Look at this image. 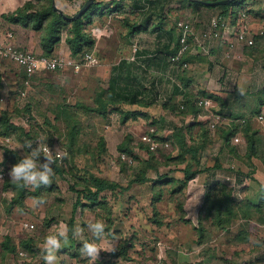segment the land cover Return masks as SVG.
I'll list each match as a JSON object with an SVG mask.
<instances>
[{
    "label": "rangeland",
    "instance_id": "1",
    "mask_svg": "<svg viewBox=\"0 0 264 264\" xmlns=\"http://www.w3.org/2000/svg\"><path fill=\"white\" fill-rule=\"evenodd\" d=\"M53 2L58 8L62 9L59 0H52ZM153 5V0H141L139 8ZM260 8L255 7L253 10L257 17H252L249 23H245L252 33L258 32L259 34L260 29L264 27V12L261 15ZM163 9H169V15L165 16L164 23L167 29L171 28L178 20L187 21L196 35L201 33L206 21L219 12L218 9L213 11V9H204L191 5L185 0H171L164 4ZM0 24H2L1 20ZM1 30L3 32H1L0 41L3 40L2 38L6 34L11 33L13 36L12 42L19 50L32 52L37 56L42 54V51L33 48V42L29 34L32 31L30 28L18 26L16 29L3 28ZM32 34L35 44L39 34L38 32H32ZM66 36L67 29L63 28L60 41L55 46L54 56L60 54L71 58L65 44ZM153 38L154 35L145 34L143 39L147 45H150ZM164 40L165 38L162 37V41ZM195 50L197 52V48ZM79 58L75 59L79 60ZM256 63L252 57L223 60L222 54H215L212 57L214 66L209 68L203 60L193 61L190 69L187 70V74L199 86L205 85L208 90H211L209 92L224 91L229 94V103H234L238 108L245 110L246 113H243V115H253L255 126L264 130V106H259L260 102L258 100V96H260V99L264 98L263 90L260 87L264 73L263 71L262 73L255 72ZM99 69L101 73L99 74L98 70L96 77L95 74H90V70L86 66L78 72H73L70 69L52 72L42 71L27 77L14 63L6 59H0V77L2 82L0 109H7L10 113V121L30 134V139L23 135L18 137V134L0 135V161H2L0 164L6 170L5 180L0 182V241L4 234L10 235L15 243L32 237L35 239L33 245L37 250V253L32 256L18 255L16 259H13L15 264H43L40 259L42 238L52 233L61 223L68 225L73 220L74 227L76 225L84 227L89 221L98 219L104 222L102 208H96V211H92L90 208L79 207L73 211L76 194L69 189L72 183L78 182L80 179L83 182L84 179L90 178L93 174L116 182L121 188H126L129 186L130 180L134 178V174L141 168V164L146 160L150 159L151 164L154 165V162H164L166 156H175L176 149L171 147L172 128L179 124H183L182 126L191 124V121H187L184 124L182 115L177 110L171 115L163 110L161 105H153L147 109H141L149 113V115L146 113L149 119H141L132 123V127L128 128L123 127L114 114V116L109 115L107 120L91 114L86 109L89 105H92L91 95H93L96 88L105 87L109 76L112 74L111 67L106 70ZM133 69L134 74L132 76H137L143 81V75L145 74L137 68ZM225 69L229 73L224 78L222 75ZM210 77H213L215 82L207 83ZM164 85L163 88H169L167 81H165ZM27 102L31 103L29 111L24 108ZM59 108L63 109L59 110ZM59 111H62V114ZM253 111L255 114H252ZM258 116H261L262 119H256ZM152 120L156 124H153ZM107 123L109 126L106 129ZM153 130L157 133L154 137L156 146L154 150H150L149 144L145 141L146 136L154 134ZM126 132L131 133L133 136L130 145L131 154L125 155L126 158L122 160L120 157L122 154L117 151L116 147L117 144L121 143ZM69 133L75 134L72 148H68L71 139ZM45 137L47 138L45 143L50 148L51 153H59L62 156L60 162L55 161L51 165L54 171L51 177L52 183L48 186L40 187L42 190V199H40L44 203L34 207V200L37 198L27 196L23 198L21 208L14 207L11 213L6 215L4 204L13 196V192L10 189H4L5 181L13 183L10 181V170L28 151L20 148V146L25 142H33V148H36L38 147V142L36 141H41L40 145H42ZM214 139V144L211 147L221 148L222 144L219 139L217 137ZM100 140L103 141L102 150L99 148ZM165 142H167L168 146H164ZM139 144L145 147L141 148ZM5 149L7 150L6 153L4 152ZM211 152L208 153L209 155H205L206 160ZM44 160L43 156L39 158L41 163ZM204 162L207 164V161ZM206 164L205 166H207ZM154 168L156 169H148L145 176L151 179H157L160 175L175 179L182 177V174L176 171L177 169L172 165L169 167L162 165ZM195 183L198 182H191V184ZM131 186L128 190H130ZM192 187L190 186V188ZM164 189H166L165 186ZM23 190L34 193L36 189L28 186L23 187ZM185 191L184 195L177 196L176 200L167 192L163 194L164 202L156 205V210L160 218H162L163 225H169L171 220L181 219L182 215L177 209V203L181 204L182 201L184 204ZM116 193H101L102 200L107 202L111 213L113 212L111 215L113 232L106 233L103 240L97 241L105 251H100L94 264H103L104 260H108L110 249L116 248L119 243L125 242L127 238H131L133 243V246L128 251V256L131 260L117 259L113 260V262H118V264L157 263L156 248L159 245L161 252L157 254L162 256V264L244 263L243 261L246 259L243 256L244 254H238V259L234 262L232 260L233 255L236 254L235 252H238L236 248H239V244L234 242L231 236V233H236V229L232 228L229 234L212 228L209 220L203 221V225L208 230V235L204 239H207L208 242L204 245H197L196 237L192 239V234L195 233L193 227L195 226L194 224H197L195 220L197 219L196 211L194 212L192 207H187L188 218H192L194 223L188 221L189 235L187 234V239L184 242L177 241L174 243L172 238L169 237V229L171 228H166L162 225V228L152 230L153 227L144 224L152 214L149 209L148 190H130L128 193L123 194L122 199V196L118 197ZM175 201L177 203L174 209V207H170L169 203ZM82 202L85 203V201ZM182 221L186 222L184 219ZM30 225L33 228H30ZM83 237L89 241L93 239L86 228ZM82 243L83 239L80 237L72 236L69 238V246L58 252V264H93L89 258L81 256L79 249ZM75 250L78 252L77 258L73 257Z\"/></svg>",
    "mask_w": 264,
    "mask_h": 264
},
{
    "label": "trees",
    "instance_id": "2",
    "mask_svg": "<svg viewBox=\"0 0 264 264\" xmlns=\"http://www.w3.org/2000/svg\"><path fill=\"white\" fill-rule=\"evenodd\" d=\"M25 3L22 7L16 9L10 14L2 16V19L6 22L24 27L30 28L31 30L39 33V47L42 51V55L46 57H52L56 44L60 41L61 32L63 28L67 29V36L65 38V44L67 45L70 56L72 59L77 57H82L84 54L90 53L93 47V41L90 38L89 34L85 31L84 24L90 23L91 18H89V12L91 8L96 4L94 0L93 4L77 19L70 20L68 18H63L62 15L53 10L52 0H33ZM122 1V0H118ZM191 5H196L206 9H218L219 16L226 18L229 15L237 14L244 12L248 14V10L240 9L244 0H233L228 5L220 6H207L202 2H216L221 0H199L191 1L185 0ZM241 10V11H240ZM117 11L122 16L120 20L123 27L127 29L128 38L132 37L136 33L145 31L147 29V21L142 25H138L133 22L126 16V13L119 2L115 4L110 12ZM154 30H160L161 24L157 26ZM177 35V34H176ZM172 38L174 43V48L169 52V55L173 54L177 50V36ZM171 40V41H172ZM264 34L258 36L254 40V44L251 47L245 49V55L247 57H252L253 60L259 58L264 54ZM192 57L189 53H186L182 60L191 63ZM118 77L117 79L112 78L109 82V86L106 90L101 88H96L93 93L92 105H89L86 109L91 114H95L106 120L112 110H116L120 116V123L124 124L126 120L130 117H136L134 114L129 113V111L124 112L120 110V106L125 103L134 105L138 103L137 97L140 94L138 90L141 88L138 84L137 87L133 89L121 88L118 86ZM179 85L181 86V99L179 104H175L173 101H170L166 108L171 112L176 110L182 116H193L194 120L191 124L184 127H173L171 134V147L176 149L175 156H166L164 162H154V165L151 164V160H146L141 164V168L134 174V178L130 180L129 186L126 188H121L116 182H112L103 178H100L96 175H91L90 178L84 179L81 182V179L78 182H74L69 186V189L76 194V201L73 205V211L77 208H90L92 211H96V208L103 209V219L105 223V233L113 232L112 227V213L111 209L105 200L101 198V193L103 192H117V196H121L125 191L129 189L132 184H144L146 182L150 183V192L151 198L149 206L151 208V215L149 221L157 226H162V218L158 211L156 210V204L161 201L163 194L165 192L171 194L174 199H177V196L184 195L185 188L187 187L188 182L193 179L197 174L203 171L201 166L202 154L215 141V137L221 138L223 143L228 146L230 138L235 134H240L245 140L246 152L243 157H240L241 161L246 164L249 168L252 167V160L257 158L261 161L264 167V135L261 134L259 129L254 127L253 124V115H240L239 118H233L229 125L225 128L218 126L214 135H210L205 122L197 119L196 117L199 114V109L196 107L195 102L200 97H207L214 101L219 102V108L215 110V113L222 114L224 111L225 102L224 99H219L215 94L203 91L200 89V86L194 82L193 78L189 77L187 70L180 72L178 76ZM136 87V85H135ZM2 89V82L0 77V91ZM142 89V88H141ZM179 91V87H177ZM264 94V90H263ZM262 97V96H261ZM259 106H264V98L260 99L258 96ZM183 105L184 110H179V106ZM26 111H29L31 108V103L27 102L24 106ZM23 108V109H24ZM63 109V108H61ZM59 108V110H61ZM62 114V111H59ZM258 113V112H257ZM252 114H255L253 111ZM18 134V137L23 135L30 139V134L25 132L23 128L14 125L10 121V113L7 109H0V135L8 136ZM216 134V136H215ZM70 142L68 148H72L73 145V136L75 134L69 133ZM151 134L150 136H152ZM215 136V137H214ZM132 136L126 134L122 139L121 143L117 145L116 149L119 153L124 155H130V145L132 142ZM101 141V140H100ZM100 150L103 149V141L99 142ZM139 147L144 148L142 144H139ZM229 147V146H228ZM148 149V148H147ZM232 153H235L231 149ZM6 153L7 150L5 149ZM153 161V160H152ZM158 164V165H157ZM173 166L176 171L182 174L181 178H172L168 176H158L157 179H151L145 176V173L148 169H156L154 167L158 166ZM0 167L3 168L5 177L6 170L2 164ZM63 172V171H62ZM253 170L250 171V173ZM61 173V172H60ZM249 176V173L248 175ZM5 177L3 181L5 180ZM82 184V186H81ZM164 186L166 189H164ZM5 190H12L13 196L9 198V201L4 204V212L6 215H9L14 207H20L22 205V200L24 197L31 196L34 198H41V188L36 189L34 193H29L26 190H23L19 185L13 184L9 181H5ZM118 190V191H117ZM42 199V198H41ZM82 201H85L82 202ZM177 203V202H176ZM253 207L258 213L257 220L261 223L264 222V199L257 206H252L249 201L243 203L235 202L232 196V190L228 185L222 183H213L207 190L203 198L202 205L200 206L197 214V224L194 226V231L196 235V244L204 245L208 241L204 239L208 234V230L203 225V221L209 220L211 222L212 228H215L221 232L229 233L232 229L233 223L239 220H243L239 224L238 230L235 234L231 233V236L234 242L242 245L243 243L250 244L254 242L253 245L260 247L261 242L256 241L255 234L257 233L256 226H250V208ZM177 209L180 211L181 219H183L185 213L183 210V203H177ZM237 224V225H238ZM69 227V238L72 237V229L74 228V221L71 220L68 223ZM230 234V233H229ZM34 238H27L25 240H20L18 243H15L11 236L4 234L0 241V264H4L5 258L10 256L13 259H16L18 255L23 254L26 256H32L37 253L34 244ZM133 246L132 239L127 238L125 242H121L117 245L114 251H111L108 255V260H104L103 264H118V262H113V260L122 259L130 261L131 258L128 256L129 249ZM78 247V245H77ZM207 250V248H205ZM156 253V252H155ZM232 260L233 262L238 259V253L235 252ZM73 257H78V252L75 250ZM174 260V259H173ZM172 260V261H173ZM14 261V260H13ZM162 261V260H161ZM157 260V263L161 264L162 262ZM257 261V260H256ZM15 262V261H14ZM245 264V261H243ZM251 261H248L246 264H251Z\"/></svg>",
    "mask_w": 264,
    "mask_h": 264
},
{
    "label": "crops",
    "instance_id": "3",
    "mask_svg": "<svg viewBox=\"0 0 264 264\" xmlns=\"http://www.w3.org/2000/svg\"><path fill=\"white\" fill-rule=\"evenodd\" d=\"M30 1L34 2L33 0H0V20L2 21V24H0L1 25L0 33L3 32L1 30L3 28L16 29V27H18L16 25L6 22L5 20H2V16L14 12L16 9L22 7L25 3ZM85 1L86 0H59L62 6L61 11L66 16H72L73 14H75ZM140 1L141 0H122L120 2L118 0H96V4L91 8L89 12L90 15L89 18H91V22L84 24L85 31L89 34L90 38L93 41V47L90 53H88L93 59L92 65L86 66L90 70L89 71L90 74H95L96 77L98 73L99 74L101 73L100 72L101 70L99 68L106 70L108 67H111L112 70V74L109 76L106 86L101 89L106 90L109 86L110 80H112V78L117 79V77H118L117 80L118 86H120L121 88L131 89L130 87H132L133 89H135L138 88L137 84L142 88V89L141 88L138 89L140 91V94L137 97V100L139 101L138 103L134 105L125 103L119 108L124 112L129 111V113L134 114L136 117L134 118L130 117L126 120L124 124H121L119 113L116 110H112V112H110L109 114V115L114 114L115 116H117L118 122L125 128L132 127L131 126L132 123L138 122L141 119L144 120L149 119L148 116L149 113L141 109L144 108L147 109L148 107H151L153 105H158V106L161 105V108L163 110L173 115L174 112H171L169 109H167L166 105H168L170 101H173L177 105L179 104V101L181 99V86L179 85L180 83L178 81V76L180 75V71L176 68V66L172 65L168 59V57L170 56L169 52L174 48V43L172 38H175L174 35L177 34L176 22L180 20L176 21L175 24L171 26V28L167 29L164 26L165 16L169 15L168 14L169 9L164 10L163 7L164 4L170 2L171 0H156V1L153 0L154 5L147 6L146 8L145 7L139 8ZM118 2L121 8L124 10L122 12L126 13V16H129V18L133 20V22L137 23L138 25H142L145 21H147V29L145 31L142 30L141 32L136 33L132 37L128 38L127 29L123 27L120 22L122 16L117 11L110 12L111 8ZM255 7H261L260 13L261 15H263L262 12H264V0H244L242 6L240 7V9L248 10V14H246V20H245L247 23H249L250 20H252V17H257L253 10ZM216 10L217 9H213V11ZM218 14L219 12H217V14L215 15ZM236 15L237 14H233L229 16L235 17ZM210 18L206 21V24L209 22ZM159 24H161L160 30H154L155 28H158L157 26ZM232 31L229 34H227L225 38H223L222 36V38L219 41L209 43L211 49L210 53L212 54L210 55V57L191 52L192 54L190 55L193 56L192 60L197 62L198 60L200 61L203 60L210 68L214 66L212 64V57L215 54L218 55L222 54L223 60L228 58L238 60L241 59V57H247L245 55V49L247 47H242L236 44L233 50L229 49L228 46L229 43L234 41ZM32 32L34 33L37 32L32 30L29 33L31 35L30 39L33 42V48L41 51L38 46L39 38L38 40H36L34 44V38L32 37L33 36ZM145 34L154 35V38L152 39L151 42L152 44L150 45L146 44V42L143 39ZM1 35L2 33L0 34V36ZM198 35L195 34V36ZM258 36H261L260 34H258V32L254 33V40ZM4 37L2 39H4ZM162 37L165 38L164 41H162ZM66 48L69 51L67 46ZM114 59H116V61H114ZM193 61H191V63H188L190 67ZM253 61L257 62L255 66L256 67L255 72L262 73L263 71L264 73V54ZM190 67L188 69H190ZM133 68H137L138 70H141L143 74H145L143 75V81H141L137 76H132V74H134ZM98 70L99 72L97 73ZM228 73H229L228 70L225 69V71H223L222 76L225 78L228 75ZM205 75L207 76V74ZM165 81L169 83L168 89L163 88V86H165L164 85ZM263 81H264V77L261 78V82H260L261 84L260 87L262 90H264V87L262 85ZM208 82L209 83L215 82V79L213 77L212 78L210 77L207 80V83ZM177 87H179V91L177 90ZM200 89L206 92L211 91L208 90L205 87V85L200 86ZM212 94H215L219 99H224L225 102L224 111L222 112L221 115L218 114L222 118V123L219 124L218 126L225 128L229 125V123L232 121L233 118H239L240 115L246 113L245 110L238 108L234 103H229V99H228L229 94H227L226 92L220 91V92H214ZM92 98L93 95H91V101ZM210 100L215 105L214 107V111H215L217 108H219V103L217 101H213L212 99ZM199 114H201V111L199 112ZM108 117L106 118V120L108 119ZM258 117L256 119H258ZM196 118L201 120L198 116ZM182 119L184 120L183 122L184 124H186L187 121H191L190 123H192L194 120L193 116H185V117L182 116ZM201 121L205 122V120H201ZM152 122L153 124H156L155 121L152 120ZM253 124H254V118H253ZM182 125L183 124H179L173 127H180V128L184 127ZM108 126L109 125L107 123L105 128L107 129ZM254 127L257 128L255 124ZM257 129H259L261 134L264 135L263 129L259 127ZM153 132H154V134L152 135L153 137L150 136L151 134L146 136L145 142L148 143L149 146L151 142L155 143L154 137L156 136L157 133L154 130ZM126 134L131 135V133L129 132H126L125 135ZM217 139H219V142L222 144L221 148L216 149L215 147H213L214 148L213 149L211 146H213L214 143H212L207 147V149L202 154V159H201V166L203 171L197 174L193 179H191L188 182V187L185 191L186 198L183 204V210L184 213L186 214V217L184 215L183 219L186 220L187 223L185 221H182L183 219L182 220L175 219V220H171L169 225L168 224L163 225L166 228H171L169 229L170 232L169 237L172 238V241H174V243H176L177 241L184 242V240L187 239V234L189 235L188 221L193 222L192 218H188V214L186 213L187 207L189 208L192 207L194 209V212L196 211L195 214L197 216V212L200 206L202 205L206 190L213 183H222L228 185L229 188H231L232 190V196L236 203L237 202L243 203L245 201H249L252 206L253 205L257 206L264 199V167L261 161L257 158L253 159L251 162L253 168H249L248 166H246L245 163L241 161L240 157H243L246 152V144L243 137L240 134L233 135L229 140L228 143L229 147L223 143L221 138H217ZM164 146H168L167 142L164 143ZM230 148L233 149L235 153H232ZM209 150L212 152L210 156H208V159L206 160L205 155H209L208 154L210 152ZM211 156H213L214 158ZM204 161H207V164ZM205 164L207 166H205ZM251 170H253V172L250 173ZM248 173L249 176H247ZM196 181L198 183L191 184V182L194 183ZM149 185H150L149 182H146L144 184L134 183L131 186L130 190L131 191H136L137 189L139 191L145 189L148 190L149 203H150L151 185L150 186ZM190 186L193 187L190 188ZM190 189L191 191L189 192ZM130 190L125 191L124 193H128ZM123 194L121 195L122 197L120 196L121 199L123 198ZM161 200L162 201H159L156 205L164 202L163 198ZM169 205L170 207L171 206L174 207L176 205V201L169 203ZM149 209L151 210V208ZM249 212L251 215V220L249 221L250 226L252 227L256 226L257 228V233L255 234L256 241L261 242L262 245L260 247H256L255 245H253L254 242H250L251 245L247 243H243L242 245H239L238 246L239 248H236V250L238 251L237 252L238 254H244L243 256L246 258L244 260L245 264L248 261H251L252 262L251 264H261V263L264 264V222L261 223L257 220L259 215L253 207L250 208ZM195 220L197 221V219ZM242 221L243 220L234 222L232 228L236 229L237 231L239 227L238 223H241ZM144 224L153 227L152 230L154 229L157 230L158 228L163 227V226L157 227L153 225L149 221V219H147V222L146 223L144 222ZM194 225L196 226V224ZM262 231L263 233H261ZM195 237H196L195 233L192 234V239H194ZM4 264H15V263L10 256H7L5 258Z\"/></svg>",
    "mask_w": 264,
    "mask_h": 264
},
{
    "label": "built area",
    "instance_id": "4",
    "mask_svg": "<svg viewBox=\"0 0 264 264\" xmlns=\"http://www.w3.org/2000/svg\"><path fill=\"white\" fill-rule=\"evenodd\" d=\"M245 20L246 14L244 12L237 13L235 17L229 16L226 18L214 15L210 18L209 22L205 25L198 36H195L189 22L181 20L176 22L178 46L177 50L168 57L170 63L176 66L180 72L187 70L190 65L182 60L186 53L192 54L191 52H193L210 57L211 49L209 43L219 41L222 36L225 38V36L229 34L232 29L234 41L230 42L228 45L230 50H233L236 44L242 47H251L254 44V33L247 28ZM259 34H264V27L260 29ZM12 40V34L8 33L5 35L4 39L0 41V59H6L14 63L27 77H31L42 71L52 72L70 69L73 72H78L84 66L92 65L93 59L88 53L84 54L81 58H79V60H72L70 57H64L60 54L56 56L53 55L52 57H46L42 54L37 56L32 52H23L19 50L16 46H14ZM196 48L197 52L195 50ZM262 85L264 87V81ZM195 105L199 111H201V114H199L198 117L201 120H205L209 133L214 135L217 126L222 123V118L214 111V103L207 97H200L196 100ZM179 110L183 111L184 106L180 105ZM261 119L262 117L259 116L258 120ZM40 146L42 149L45 148L44 144ZM155 146L156 144L151 142L149 146L150 150H154ZM48 149L51 153L49 147ZM44 154H47V149H45ZM52 155L55 161L60 162L62 156L61 154L57 153ZM120 157L122 160L126 158L124 154ZM4 177V170L0 167V182L4 179ZM29 227L33 228L31 225ZM157 247V253L161 252L159 250V245ZM157 253V259L158 261H161L162 256ZM20 255L24 256L21 253Z\"/></svg>",
    "mask_w": 264,
    "mask_h": 264
},
{
    "label": "clouds",
    "instance_id": "5",
    "mask_svg": "<svg viewBox=\"0 0 264 264\" xmlns=\"http://www.w3.org/2000/svg\"><path fill=\"white\" fill-rule=\"evenodd\" d=\"M46 137L43 138L45 148L40 147L41 141L38 142V147L33 148V142H25L20 148L28 151L10 170V181L20 187L30 186L33 189H39L41 186H48L52 183L53 176L52 164L55 163L53 155L46 146ZM47 149V154H44ZM43 156L44 162H40L39 158ZM2 162V161H0ZM44 201L37 198L34 200V207L43 204ZM85 228L92 235V240L84 239L83 234ZM73 237L83 239L82 246L79 249L81 256L89 258L93 264L97 260L100 251H105L97 241L103 240L106 236L105 223L102 220H93L87 222L84 227L76 225L72 229ZM69 246V227L67 224L61 223L52 233L42 238L40 259L43 264H58V252ZM115 248L110 249L114 251Z\"/></svg>",
    "mask_w": 264,
    "mask_h": 264
},
{
    "label": "water",
    "instance_id": "6",
    "mask_svg": "<svg viewBox=\"0 0 264 264\" xmlns=\"http://www.w3.org/2000/svg\"><path fill=\"white\" fill-rule=\"evenodd\" d=\"M191 1H199V0H191ZM233 0H221V1H216V2H202L204 5L207 6H220V5H228L232 2ZM94 0H86L83 5L80 7V9L73 14L72 16H66L64 13L61 11L60 8L56 6V4L53 2V10L59 13L60 15L63 16V18H68L70 20H75L79 18L92 4Z\"/></svg>",
    "mask_w": 264,
    "mask_h": 264
}]
</instances>
